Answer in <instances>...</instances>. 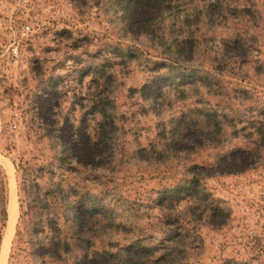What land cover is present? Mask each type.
<instances>
[{
	"label": "rangeland",
	"instance_id": "1",
	"mask_svg": "<svg viewBox=\"0 0 264 264\" xmlns=\"http://www.w3.org/2000/svg\"><path fill=\"white\" fill-rule=\"evenodd\" d=\"M0 264H264V0H0Z\"/></svg>",
	"mask_w": 264,
	"mask_h": 264
},
{
	"label": "bare ground",
	"instance_id": "2",
	"mask_svg": "<svg viewBox=\"0 0 264 264\" xmlns=\"http://www.w3.org/2000/svg\"><path fill=\"white\" fill-rule=\"evenodd\" d=\"M13 218H14V216H13ZM13 218H12V221H11V225H10V226L13 225ZM10 231H11V228L9 229V235L11 234ZM9 235H8V236H9Z\"/></svg>",
	"mask_w": 264,
	"mask_h": 264
},
{
	"label": "trees",
	"instance_id": "3",
	"mask_svg": "<svg viewBox=\"0 0 264 264\" xmlns=\"http://www.w3.org/2000/svg\"><path fill=\"white\" fill-rule=\"evenodd\" d=\"M157 2V0H155Z\"/></svg>",
	"mask_w": 264,
	"mask_h": 264
}]
</instances>
